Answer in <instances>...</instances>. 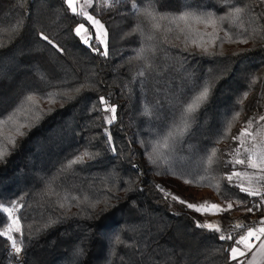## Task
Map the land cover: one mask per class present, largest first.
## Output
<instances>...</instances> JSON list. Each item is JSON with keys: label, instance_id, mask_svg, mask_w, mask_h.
Wrapping results in <instances>:
<instances>
[{"label": "trees", "instance_id": "16d2710c", "mask_svg": "<svg viewBox=\"0 0 264 264\" xmlns=\"http://www.w3.org/2000/svg\"><path fill=\"white\" fill-rule=\"evenodd\" d=\"M150 6L169 18L245 11L219 23L213 46L211 27L165 19L154 29L141 14ZM89 13L107 30V55L75 34L80 23L94 28L65 0H0V206L23 202L22 264H237L230 248L245 230L233 225L264 218L261 198L226 180L240 167L232 137L249 119L253 131L264 124V1L93 0ZM182 188L242 202L217 218L232 240L197 227L199 213L166 196ZM7 217L0 211V232ZM10 246L0 236V264Z\"/></svg>", "mask_w": 264, "mask_h": 264}, {"label": "snow or ice", "instance_id": "6c2138e0", "mask_svg": "<svg viewBox=\"0 0 264 264\" xmlns=\"http://www.w3.org/2000/svg\"><path fill=\"white\" fill-rule=\"evenodd\" d=\"M115 2V0H113ZM67 7L74 13L75 15L83 17L94 29L93 32H89L88 29L85 27L84 23H80L75 28V34L81 38L83 43L88 44L90 47L92 46L93 37L95 38V43L98 45H104L105 49L107 47V31L104 25L96 19L92 14H90L87 9L93 7V0H83V3L77 7V0H65ZM132 9L134 11H140L137 3L132 4ZM244 9L241 7H236L233 9L232 12L228 13L227 16H216L214 13L211 12H203V13H195V12H185L178 17L169 18L164 15H158L155 8L149 7L145 9L141 14L146 18L153 21V28L156 30L160 29V20L171 19L173 22L180 21L183 22L187 27L191 28L193 24L196 25H204L205 28L211 27L213 29L212 33L208 35L213 37L211 40L212 45L214 46L215 40L219 37L215 35L219 23L223 22L224 20L231 19L233 17L239 18L243 13ZM136 29L134 31H138ZM183 31V29H181ZM83 33V35H82ZM41 38L49 43H52L49 38L43 34H41ZM195 42V41H194ZM243 43H247V40L241 41ZM203 47V45H201ZM98 51L99 49H94ZM205 52L208 51L207 47H203ZM103 55H107L106 50L102 53ZM208 95V88L205 87L199 95L195 97L192 103L188 104L187 108L185 109L186 118H185V128L187 126V120L192 117L193 113L196 109L200 106V104L207 98ZM245 98L247 97V93L244 94ZM28 100L31 102L33 101V97H28ZM101 103H105L104 98L101 97ZM105 111H110L113 114L115 113V107L104 109ZM240 113L237 112L234 116V120L238 119ZM114 115L111 118H106L109 123L112 122L114 119ZM12 119V118H10ZM264 121V115H261L257 119V123ZM14 122V121H13ZM253 119H249L246 122V126L241 128L239 134L237 136L232 137L233 140L239 141V145L234 150V164L238 165H245L247 164L248 168L258 170L259 176L258 180L261 182L260 186H253V179L250 177L248 178V183H240L235 185L239 188L241 193H246L248 196L253 197H260L261 203L258 205V208H264V191L261 190L264 187V124H261L259 128L253 131ZM24 125H18L16 127V133L18 135H23V132L20 129ZM232 124H228V131H231ZM185 129H179V131H184ZM260 138L259 143H257V138ZM111 137L109 136V141ZM11 143H15V140L12 139ZM251 144V147L247 145ZM164 147H167V141L163 144ZM241 149L247 153V158L242 159L239 158L241 155ZM115 150V149H113ZM5 152L0 150V158H3ZM217 155V150L213 149L211 155L208 157V164L211 166L215 162V157ZM85 157L91 158V153L85 152L80 156H77L74 160L70 162L72 164L83 163ZM247 173H241L238 171H233L231 174L226 176V180L229 186L233 185L234 177L240 179L241 177H247ZM185 183H191L190 181H185ZM159 187V186H157ZM171 196L173 200L179 201L181 204H185L188 209H192L196 212H200L201 214H210V215H217L223 214L225 212H230L234 206H239L242 202L236 201L235 205L231 200L226 202V205L222 206L220 204L211 203L209 201H204L203 203H190L180 199L179 197L166 193V196ZM16 206L13 205L12 207H2L0 206V211L7 213L8 217L11 218V223L8 225V228L0 232V236H6L9 241H11L12 248L15 250L16 253L21 252V247L17 244L16 239L11 235L12 231L21 233L22 235V226L18 218L13 216V213L16 211ZM247 212H252L253 208L248 207L246 209ZM197 227L208 229L210 231L220 233L219 239L220 240H232L233 235L229 233L225 235L221 229L219 223H212L210 221H206L204 223L197 222ZM234 230L244 229L245 231L240 233L239 238L234 240L233 246L230 248L229 259L230 261H238V264H245L244 260H240L241 257H246L248 253L252 254V258L247 260V264H256L258 258H264V218H261L260 221L257 222L256 226H247L243 222H237L233 225ZM253 239L258 241V245L253 243ZM255 250V251H254Z\"/></svg>", "mask_w": 264, "mask_h": 264}, {"label": "rangeland", "instance_id": "374dc122", "mask_svg": "<svg viewBox=\"0 0 264 264\" xmlns=\"http://www.w3.org/2000/svg\"><path fill=\"white\" fill-rule=\"evenodd\" d=\"M82 3H83V0H77V7H79V5L82 4ZM89 9L90 8L87 9L88 12H89ZM94 31H95V29H94ZM82 35H83V33H82ZM101 46H102L103 50L104 51L106 50V52H107V50H108V38H107V47H106V49H105L104 45H101ZM107 113L110 114V111H107ZM259 140H260V138L258 137L257 138V143H259ZM247 146L251 147V144H248ZM241 156L243 157L242 159H246L247 158V153H245L244 150H243V151H241ZM238 166H240V167H238L239 169H237L236 171L241 172V173H247L248 176L247 177H241L240 179H237V178L234 177V180H233L234 183L240 184V183L243 182V183H245V185H247L248 178L251 177L253 179V186H260L261 182L258 180V176H259L258 170L248 168L247 164L238 165ZM263 189L264 188L262 187L261 190L263 191ZM170 194L175 195V196L179 197L180 199H182L184 201H187V202H190V203H203L204 201H209L211 203L220 204L222 206L226 205V202L222 203V202L218 201L216 196L209 189L182 188L180 190L171 191ZM169 197L171 198L170 195H169ZM175 201H177V200H175ZM22 203H23L22 201H17V202H15L12 205L7 206V207H12L13 205L16 206L17 210L13 213V216L16 217V218H18V211H19ZM198 213L201 216L202 223H204L206 221H210L212 223H216V218H218V215H219V214H217V215L201 214L200 212H198ZM238 216H240V214H237V217ZM10 223H11V218H10L9 224ZM7 228H8V226H7ZM11 235H13V237L17 241V244L19 245V242H20V239H21V233L15 232L13 230ZM7 254L9 255V264H22L23 263V257L20 255V253H16L15 252V250L12 248V244L9 247V249L7 251Z\"/></svg>", "mask_w": 264, "mask_h": 264}, {"label": "crops", "instance_id": "0c3cea01", "mask_svg": "<svg viewBox=\"0 0 264 264\" xmlns=\"http://www.w3.org/2000/svg\"><path fill=\"white\" fill-rule=\"evenodd\" d=\"M264 1V0H263ZM216 223H217V218H216ZM259 243V242H258ZM258 245V244H257ZM255 251V250H254ZM252 258V254L248 253L246 257H241L239 258L240 260H244L245 264H247V260ZM236 262L238 264V261H233ZM256 264H264V258H258L256 261Z\"/></svg>", "mask_w": 264, "mask_h": 264}, {"label": "built area", "instance_id": "2783aa9c", "mask_svg": "<svg viewBox=\"0 0 264 264\" xmlns=\"http://www.w3.org/2000/svg\"><path fill=\"white\" fill-rule=\"evenodd\" d=\"M253 243H256V244H258V241H255V239H253V241H252Z\"/></svg>", "mask_w": 264, "mask_h": 264}]
</instances>
